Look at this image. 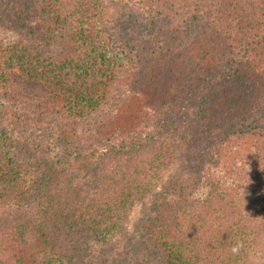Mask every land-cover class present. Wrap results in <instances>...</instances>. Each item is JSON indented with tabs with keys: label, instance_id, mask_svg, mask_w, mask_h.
Segmentation results:
<instances>
[{
	"label": "trees",
	"instance_id": "obj_1",
	"mask_svg": "<svg viewBox=\"0 0 264 264\" xmlns=\"http://www.w3.org/2000/svg\"><path fill=\"white\" fill-rule=\"evenodd\" d=\"M263 126L264 0H0V264H80V238L110 244L146 199L150 250L126 264H264ZM56 152L64 176L90 163L85 194L33 179Z\"/></svg>",
	"mask_w": 264,
	"mask_h": 264
},
{
	"label": "rangeland",
	"instance_id": "obj_2",
	"mask_svg": "<svg viewBox=\"0 0 264 264\" xmlns=\"http://www.w3.org/2000/svg\"><path fill=\"white\" fill-rule=\"evenodd\" d=\"M126 6L127 5L121 3H113L106 6L104 20H106L105 22L109 25V28L115 34H118L121 31H128L132 34L133 32L136 33L137 31L133 28L124 29L123 25L120 26V20L126 22V20H128V15H135L133 11L125 8ZM116 20L117 27L115 24ZM217 120L219 119L217 118ZM226 121L227 120H224L222 125ZM237 121L238 123L236 122V124H239L243 127L248 126L247 121H244L242 119H237ZM191 125H193V121L190 119V117H185L183 123L179 127V134L185 140L188 138H191V140H193V136H196V132L193 131L194 127H191ZM204 131L205 129L202 130L201 135H198V139L201 140L200 143L193 145L191 148H186L185 157L183 158V160H178L177 164H181V167L183 168V174H189L193 169L201 170L204 166V163L206 164V160L209 159V145L211 142L210 139L206 138V136L204 135ZM217 132L218 131H215V133L213 134H216ZM221 134L222 133L219 131V134L217 136L222 137L220 136ZM261 138L264 140V133L262 134ZM56 155L58 157H56L55 154H52L48 157H40L41 161L38 163V168L33 172V179H39V182H48L51 181L50 176H56L59 178L56 183L61 184V182H64L62 178H65V176L67 177L68 175H72V187H75L76 190L79 191V194H85L86 189L89 188L90 179L84 172L83 168L87 167V164L90 163H84L81 160L77 161L76 163H71V167L67 168V174L64 176V174H61V169H59V165L63 164L60 159V156L62 157L61 152H56ZM52 156L55 157L52 158ZM239 163H237L235 167L241 166V164ZM230 166H232V163L230 164ZM75 170L76 173L73 172ZM170 173H175V170L172 169ZM153 201V199H146V201L136 206L130 216L125 234L123 236H118L110 244L103 245L100 243H95L93 242V240H82L80 238L78 240V245L80 246L79 248H81V254L80 258H76V260L81 262L80 264H126L129 259L133 260L140 254L149 251L150 248L145 246L144 232L150 225V221L152 219V216L154 215ZM68 218L69 217H65L61 219L66 222ZM68 234L70 239H72V234L70 232H67V235ZM262 240L263 238L261 237L260 242H262ZM256 256L259 257L257 258L259 260L256 259L257 261H260L262 259L261 252H259ZM253 264H255V262Z\"/></svg>",
	"mask_w": 264,
	"mask_h": 264
},
{
	"label": "clouds",
	"instance_id": "obj_3",
	"mask_svg": "<svg viewBox=\"0 0 264 264\" xmlns=\"http://www.w3.org/2000/svg\"><path fill=\"white\" fill-rule=\"evenodd\" d=\"M242 247H243V243L240 242V241H237V242L233 245V247H232V249H231L232 254H233V255H238Z\"/></svg>",
	"mask_w": 264,
	"mask_h": 264
}]
</instances>
